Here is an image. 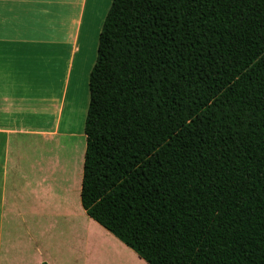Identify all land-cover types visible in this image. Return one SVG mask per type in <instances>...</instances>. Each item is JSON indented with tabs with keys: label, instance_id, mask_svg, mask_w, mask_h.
<instances>
[{
	"label": "trees",
	"instance_id": "obj_1",
	"mask_svg": "<svg viewBox=\"0 0 264 264\" xmlns=\"http://www.w3.org/2000/svg\"><path fill=\"white\" fill-rule=\"evenodd\" d=\"M89 85L88 216L148 264H264V0H113Z\"/></svg>",
	"mask_w": 264,
	"mask_h": 264
},
{
	"label": "crops",
	"instance_id": "obj_2",
	"mask_svg": "<svg viewBox=\"0 0 264 264\" xmlns=\"http://www.w3.org/2000/svg\"><path fill=\"white\" fill-rule=\"evenodd\" d=\"M112 2L104 1L88 48L90 0H0V264H148L88 216L83 167L78 183L69 175V145L86 137L85 127L84 136L71 124L79 116L86 123L90 74ZM76 84L84 103L64 128Z\"/></svg>",
	"mask_w": 264,
	"mask_h": 264
},
{
	"label": "rangeland",
	"instance_id": "obj_3",
	"mask_svg": "<svg viewBox=\"0 0 264 264\" xmlns=\"http://www.w3.org/2000/svg\"><path fill=\"white\" fill-rule=\"evenodd\" d=\"M104 1L105 0H90V3L88 5L87 14H86V23H85L84 34H83L84 37H83V41H82L83 45L88 47V48H90L92 46L94 27H95V31H96L98 22H100V20H102L100 18H103L102 17L103 13L100 12L99 9H101V11H103L104 8H106L105 6L107 4H104ZM97 18H99L98 21H97ZM90 35H91V38H90ZM95 35H96V33H95ZM83 98H84V95L82 93V87H80L79 84L73 85L71 88L70 108L65 113L64 121H67V122H66V124L64 122V125H63L64 128L69 127V125H70L69 120H71V117L73 115V109L80 107L81 104L84 103ZM84 120L85 119H83V117L79 116L77 119V123L71 124V127H73V129H75V130H78L80 133H82V131H83V134H84V127H85V121ZM84 136H85V134H84ZM68 143H70V142H68ZM84 148L86 149V137L85 138H79L76 143L73 142V143H70V145H69V150H70L69 159L71 162V171L69 172V175L74 179L73 181L75 184L78 183V178H80L81 169L83 167L82 161L84 160V152H83ZM2 152L3 151L0 150V159H2ZM31 153L35 154V152L33 150H31ZM71 173H73L74 176ZM77 195H78V192H77ZM77 195H76V197H77ZM83 226H84V231L86 232L88 230V225L85 221H83Z\"/></svg>",
	"mask_w": 264,
	"mask_h": 264
},
{
	"label": "bare ground",
	"instance_id": "obj_4",
	"mask_svg": "<svg viewBox=\"0 0 264 264\" xmlns=\"http://www.w3.org/2000/svg\"><path fill=\"white\" fill-rule=\"evenodd\" d=\"M99 11L102 12L101 9H99ZM98 20H99V18H97V21H98ZM77 151H78V150H77ZM74 162H75V161H74ZM75 163H76V162H75ZM79 165H80V164H79ZM74 169H75V168H74ZM79 172H80V171H79ZM79 172H78V173H79ZM78 173H77V174H78ZM71 174L73 175V173H71ZM73 176H74V175H73ZM73 180H74V179H73ZM73 182H74V181H73ZM78 182H79V181H78Z\"/></svg>",
	"mask_w": 264,
	"mask_h": 264
}]
</instances>
